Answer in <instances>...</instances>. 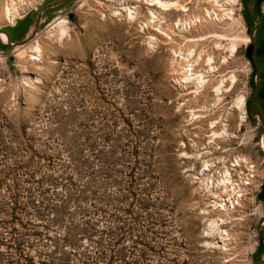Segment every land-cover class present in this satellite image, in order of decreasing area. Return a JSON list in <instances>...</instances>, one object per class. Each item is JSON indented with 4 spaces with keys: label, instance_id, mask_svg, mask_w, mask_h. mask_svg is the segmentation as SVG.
Wrapping results in <instances>:
<instances>
[{
    "label": "rangeland",
    "instance_id": "rangeland-1",
    "mask_svg": "<svg viewBox=\"0 0 264 264\" xmlns=\"http://www.w3.org/2000/svg\"><path fill=\"white\" fill-rule=\"evenodd\" d=\"M121 1L0 0V264H264L241 1Z\"/></svg>",
    "mask_w": 264,
    "mask_h": 264
},
{
    "label": "flooded vegetation",
    "instance_id": "flooded-vegetation-1",
    "mask_svg": "<svg viewBox=\"0 0 264 264\" xmlns=\"http://www.w3.org/2000/svg\"><path fill=\"white\" fill-rule=\"evenodd\" d=\"M242 17L249 32V43L246 47V56L251 65V90L245 100L253 108L245 120L254 125L255 137L263 133L264 139V0H240ZM127 4L128 1H121ZM148 5H153L147 3ZM119 5V4H118ZM120 6V5H119ZM123 9V5L119 7ZM148 6L145 9L148 10ZM154 9V8H152Z\"/></svg>",
    "mask_w": 264,
    "mask_h": 264
},
{
    "label": "bare ground",
    "instance_id": "bare-ground-1",
    "mask_svg": "<svg viewBox=\"0 0 264 264\" xmlns=\"http://www.w3.org/2000/svg\"><path fill=\"white\" fill-rule=\"evenodd\" d=\"M109 1H112V0H109ZM153 1H156V2H159V3H161V4H163V5H167V2H168V0H153ZM8 11H9V13L12 15V18H13V20L15 21V18H16V16H17V12H16V10H14L13 8H8ZM153 12V14L155 15V12L154 11H152ZM127 15L128 16H130V17H135V15H136V12L135 11H133L132 9H130L129 10V8H128V12H127ZM61 21H62V18H57L54 22H53V24H61ZM62 30V32H65V28L64 27H62L61 28ZM1 37L3 38V40L5 41V42H7V41H9V38H8V35L7 34H5V33H3V32H1ZM24 47H25V45H24ZM24 47L22 46L20 49H21V51L19 52V53H21V54H23L24 53ZM36 49L37 50H40V47H39V45H37L36 46ZM181 52V51H180ZM20 54V55H21ZM32 58L33 59H37L38 57L37 56H32ZM245 101L243 100L241 103L243 104ZM210 167V163H206V169H208ZM229 174V173H228ZM219 181L220 182H223V184L224 185H228L229 183H231V185L233 184V181H232V179H231V177H229L228 175H225L224 177H222L221 179H219ZM236 184V183H235ZM223 197V196H222ZM232 197V196H231ZM221 200V199H220ZM224 234H227L228 235V233L226 232V233H224Z\"/></svg>",
    "mask_w": 264,
    "mask_h": 264
},
{
    "label": "built area",
    "instance_id": "built-area-1",
    "mask_svg": "<svg viewBox=\"0 0 264 264\" xmlns=\"http://www.w3.org/2000/svg\"><path fill=\"white\" fill-rule=\"evenodd\" d=\"M248 181H250V179H248ZM248 181L246 182L247 184L249 183Z\"/></svg>",
    "mask_w": 264,
    "mask_h": 264
},
{
    "label": "water",
    "instance_id": "water-1",
    "mask_svg": "<svg viewBox=\"0 0 264 264\" xmlns=\"http://www.w3.org/2000/svg\"><path fill=\"white\" fill-rule=\"evenodd\" d=\"M36 26H37V24H36Z\"/></svg>",
    "mask_w": 264,
    "mask_h": 264
}]
</instances>
